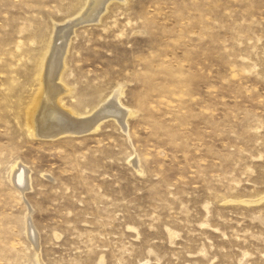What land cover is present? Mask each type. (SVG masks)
Listing matches in <instances>:
<instances>
[{
    "label": "rangeland",
    "instance_id": "374dc122",
    "mask_svg": "<svg viewBox=\"0 0 264 264\" xmlns=\"http://www.w3.org/2000/svg\"><path fill=\"white\" fill-rule=\"evenodd\" d=\"M108 1L0 0V264H264V0ZM58 30V106L126 130L29 133Z\"/></svg>",
    "mask_w": 264,
    "mask_h": 264
},
{
    "label": "bare ground",
    "instance_id": "6f19581e",
    "mask_svg": "<svg viewBox=\"0 0 264 264\" xmlns=\"http://www.w3.org/2000/svg\"><path fill=\"white\" fill-rule=\"evenodd\" d=\"M107 2L109 1L108 0H87L86 4L84 5L82 9L83 14H81V17L91 19L96 9L100 10L103 7L102 10L103 11L105 10L104 8L106 7ZM97 12H100V11H97ZM95 15L99 16L100 14L97 13ZM66 35H67L66 33L64 34L60 30L56 31L55 37L53 35L54 44L57 41H61L62 43H60V45L55 44L54 48L56 47V49L54 53L52 54V57L50 58V60L46 62L47 57L45 59L43 58L44 60L40 64L41 72L39 74L40 76L39 83H38L39 87L38 89H36L37 93L35 92L36 93L35 97L32 98L33 99L32 105L30 106L29 104L31 108H30V111L28 110L29 113L27 114L28 119L26 123L32 124L31 125L32 127H28L29 133L36 134V135L38 134L39 136H45V137H55L59 134L68 133V132L89 133V132L97 130L96 128L99 127L100 121L102 120V118L104 119V117L106 116L113 117L116 123H118L122 129L126 130L124 128L125 122H126L127 117L130 116V111L126 110L125 107L121 105L120 103L121 101L119 98V96L121 95L120 94L121 92H119V90H116L109 98L102 101V103H100L97 106V108L93 110L94 112L96 109H98L97 111L102 110L103 112L106 111V113L101 112V114H98L96 117L92 118L93 117L92 116L91 118L86 119L82 122H74L76 120L75 117L76 116L80 117V115H77V113H74L72 111L66 112L65 110H62L61 107L58 106L57 103H58V100H59L58 97L60 96V94L67 93L69 91V89L66 88V86L62 83V80H61L62 72L64 71L65 64H66L64 61L65 52H66L65 49L67 47V43L65 42H67L68 40L67 39L68 37ZM51 40H52V37H51ZM55 80H58L57 85L54 84ZM55 107H58V109L62 113L66 114L67 115L65 116L66 118L64 116H60L61 114L60 115L57 114L58 111L56 112ZM54 113L57 114L58 117H56ZM52 122H55V124L52 125L53 124ZM58 125L60 126V129ZM29 172L30 171L21 163H17L12 168L11 177H10L11 182L14 185H16L15 187H17L21 192H25L30 189V173ZM28 218L29 217L27 214L26 219H25L26 229L28 233H31L33 231H31L32 226L29 223Z\"/></svg>",
    "mask_w": 264,
    "mask_h": 264
}]
</instances>
